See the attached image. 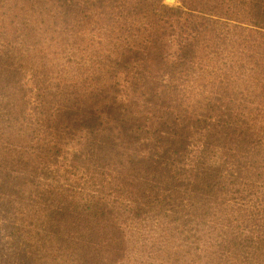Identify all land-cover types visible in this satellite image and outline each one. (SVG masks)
<instances>
[{
  "label": "trees",
  "instance_id": "1",
  "mask_svg": "<svg viewBox=\"0 0 264 264\" xmlns=\"http://www.w3.org/2000/svg\"><path fill=\"white\" fill-rule=\"evenodd\" d=\"M0 0V264H264V0Z\"/></svg>",
  "mask_w": 264,
  "mask_h": 264
},
{
  "label": "rangeland",
  "instance_id": "2",
  "mask_svg": "<svg viewBox=\"0 0 264 264\" xmlns=\"http://www.w3.org/2000/svg\"><path fill=\"white\" fill-rule=\"evenodd\" d=\"M164 3L168 6H173V7L178 5L177 0H164Z\"/></svg>",
  "mask_w": 264,
  "mask_h": 264
}]
</instances>
